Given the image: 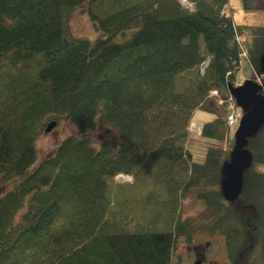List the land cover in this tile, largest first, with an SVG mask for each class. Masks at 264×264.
<instances>
[{
	"label": "trees",
	"instance_id": "16d2710c",
	"mask_svg": "<svg viewBox=\"0 0 264 264\" xmlns=\"http://www.w3.org/2000/svg\"><path fill=\"white\" fill-rule=\"evenodd\" d=\"M186 1L192 9L178 0H0V62L8 65L0 76V179L10 186L0 196V264H169L177 240L196 234L224 239L220 264H264V124L247 139L252 162L233 201L221 181L235 143L209 147L201 164L186 149L196 109L216 114L203 137H228L227 107L209 94L227 99L228 86L238 85L243 45L261 69L264 29L234 19L232 0ZM238 1L245 13L264 8ZM83 4L94 41L65 31L67 14ZM194 69L179 91L177 78ZM48 113L67 116L77 134L38 161L33 123ZM98 125L117 135L96 147L88 133ZM149 168L167 193L180 175V197L196 192L204 210L174 216L177 200L165 199L153 214L163 227L137 223L125 233L128 221H114L111 182L119 174L138 180Z\"/></svg>",
	"mask_w": 264,
	"mask_h": 264
},
{
	"label": "rangeland",
	"instance_id": "374dc122",
	"mask_svg": "<svg viewBox=\"0 0 264 264\" xmlns=\"http://www.w3.org/2000/svg\"><path fill=\"white\" fill-rule=\"evenodd\" d=\"M230 5L236 8L234 12V19H245L248 23L258 26L264 29V8L257 12L245 13L240 6L238 0H232ZM258 6H264V0H259ZM87 4L72 9L64 21L65 31L67 35L88 39L94 41L96 37V31L92 25V22L87 13ZM238 10V11H237ZM122 36L116 38V42L123 41ZM243 48L246 50V47ZM202 55H205L202 50ZM242 58L239 66V70L235 74L236 84L241 85L247 80L258 82V84H264V72L260 69H256L253 61L248 58ZM8 70V65L5 61L0 62V76ZM197 76V69L190 70L182 73L176 80V88L182 91L188 85H190ZM264 95V91L262 92ZM211 93L209 94V96ZM227 109L231 110L229 103H224ZM236 107L237 124L232 130H229L228 137L222 140H215L211 138H205L201 134L202 126L205 122L212 121L216 114L207 112L202 109H196L192 114L189 123V136L186 143V149L192 156L194 163L201 164L204 162L206 153L209 147L216 148H229L234 145L235 140L232 137L237 131L238 122L245 114V111L234 104ZM58 117V119H56ZM56 122V126L49 131L45 132V128L48 123ZM196 121L199 122V128L196 129ZM183 123V120H182ZM36 135V147L38 151V161L52 157L56 148L60 142L69 135L77 134L76 128L71 123L67 116H57L53 113H48L42 116L40 119L33 123ZM109 135H117L110 126L98 125L93 132H89L88 136L94 142L96 147H99L102 140ZM121 175V174H119ZM139 179L135 180L133 176H116L111 182L110 198L112 201L111 209L113 215L116 216L114 221L119 222V219L124 222L119 229L125 233H136L138 231L136 224L141 226L149 223H157V219L153 214H157V211L161 209L163 200L175 199V209L173 210L174 216L178 217H197L203 210L204 205L202 201L197 199L196 192L191 191L184 197H180L179 186L176 185L179 182L180 175H175L174 185L172 186V193L165 191V184H162L158 180L160 179L155 174L153 168L140 170ZM147 176V178H144ZM130 178V181H128ZM154 177V178H153ZM10 186H4L0 179V196L8 190ZM168 189V188H167ZM174 205V204H173ZM171 205H168L170 207ZM160 216H163L162 212H158ZM118 216V218H117ZM165 216V215H164ZM164 221V217L158 219V228L163 227L161 222ZM119 225V224H117ZM200 260V264H220L227 261V255L225 250L224 239L219 236H209L206 234H196L191 243H187L182 238L178 239L174 245L171 253V259L169 264H194L195 261ZM263 264V263H257Z\"/></svg>",
	"mask_w": 264,
	"mask_h": 264
},
{
	"label": "water",
	"instance_id": "95a60500",
	"mask_svg": "<svg viewBox=\"0 0 264 264\" xmlns=\"http://www.w3.org/2000/svg\"><path fill=\"white\" fill-rule=\"evenodd\" d=\"M260 67L264 72V53L260 59ZM228 89L235 98L236 104L245 111L234 133L235 150L222 169L224 178L221 181V190L227 201H233L241 192L243 173L252 162V154L245 147L247 139L253 137L264 124V95L262 94L264 84L247 80L236 87L230 85ZM54 126L56 122L48 123L45 132L51 131ZM200 262L197 260L194 264H200Z\"/></svg>",
	"mask_w": 264,
	"mask_h": 264
},
{
	"label": "built area",
	"instance_id": "2783aa9c",
	"mask_svg": "<svg viewBox=\"0 0 264 264\" xmlns=\"http://www.w3.org/2000/svg\"><path fill=\"white\" fill-rule=\"evenodd\" d=\"M180 2V4L185 7V8H188V9H192V4L188 3L186 0H178ZM241 49V53H240V58H246L247 55H246V52L244 51L243 48H240ZM241 63V61H240ZM203 66V65H202ZM230 74V72L228 73V75ZM256 83H258L256 81ZM211 93V97L215 98V100H217L218 104L219 105H223L224 103H229L231 106V110L227 109V112H226V116H225V122H226V126L229 130H232L235 125L237 124V115H236V107H235V99L234 97L229 94V96L227 97V99H222L220 96H219V93L217 90H213L210 92ZM118 176H122V175H118ZM117 176V177H118ZM116 177V178H117ZM128 181H130V178H128Z\"/></svg>",
	"mask_w": 264,
	"mask_h": 264
},
{
	"label": "crops",
	"instance_id": "0c3cea01",
	"mask_svg": "<svg viewBox=\"0 0 264 264\" xmlns=\"http://www.w3.org/2000/svg\"><path fill=\"white\" fill-rule=\"evenodd\" d=\"M189 123H190V122H189ZM195 125H196V129L200 127L198 121H196ZM188 132H189V126H188ZM188 136H189V133H188Z\"/></svg>",
	"mask_w": 264,
	"mask_h": 264
}]
</instances>
